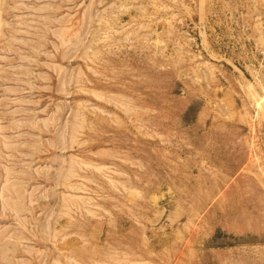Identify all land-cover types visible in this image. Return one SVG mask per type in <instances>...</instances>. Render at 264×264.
Returning <instances> with one entry per match:
<instances>
[{
	"label": "rangeland",
	"instance_id": "1",
	"mask_svg": "<svg viewBox=\"0 0 264 264\" xmlns=\"http://www.w3.org/2000/svg\"><path fill=\"white\" fill-rule=\"evenodd\" d=\"M0 8V264H264V0Z\"/></svg>",
	"mask_w": 264,
	"mask_h": 264
},
{
	"label": "bare ground",
	"instance_id": "2",
	"mask_svg": "<svg viewBox=\"0 0 264 264\" xmlns=\"http://www.w3.org/2000/svg\"><path fill=\"white\" fill-rule=\"evenodd\" d=\"M1 9V8H0ZM4 26V25H3Z\"/></svg>",
	"mask_w": 264,
	"mask_h": 264
}]
</instances>
